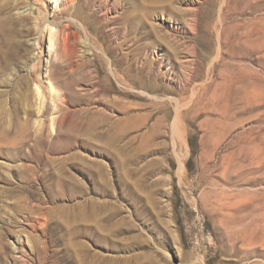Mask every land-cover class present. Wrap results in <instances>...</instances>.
Here are the masks:
<instances>
[{"label": "rangeland", "instance_id": "374dc122", "mask_svg": "<svg viewBox=\"0 0 264 264\" xmlns=\"http://www.w3.org/2000/svg\"><path fill=\"white\" fill-rule=\"evenodd\" d=\"M0 264H264V0H0Z\"/></svg>", "mask_w": 264, "mask_h": 264}, {"label": "bare ground", "instance_id": "6f19581e", "mask_svg": "<svg viewBox=\"0 0 264 264\" xmlns=\"http://www.w3.org/2000/svg\"><path fill=\"white\" fill-rule=\"evenodd\" d=\"M193 91V90H192ZM194 96V95H193ZM193 96L191 97L192 99H193ZM195 97V96H194ZM185 101V100H184ZM183 101V102H184ZM172 102H174V106H175V109H176V116H175V121H174V126H175V128L177 129V128H179L181 125H182V123H181V120H182V118H183V114H185V113H190L191 111H193L194 110V104H196V102H194L193 101V104L191 103V101H188V103L190 102L191 104L189 105H187V107H186V105L183 103V105L184 106H182V104H181V101L180 100H174V101H172ZM186 102V101H185ZM187 103V102H186ZM183 122V121H182ZM180 123H181V125H180ZM174 130V129H173ZM176 131V130H175ZM178 131V130H177ZM177 131H176V133H177ZM223 135V134H222ZM225 140H226V138H225ZM178 141H180V140H178ZM220 143V142H219ZM222 144H223V142H222ZM214 145V144H213ZM218 149V148H217ZM209 150V149H208ZM212 150V149H211ZM213 152V151H212ZM212 155V154H211ZM210 155V156H211ZM213 156V155H212ZM212 161V160H211ZM214 161V160H213ZM211 163V162H210ZM214 194H216V195H218V196H220V197H223L222 195L224 194V192H221V193H219V194H217V193H214Z\"/></svg>", "mask_w": 264, "mask_h": 264}]
</instances>
